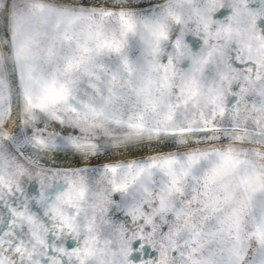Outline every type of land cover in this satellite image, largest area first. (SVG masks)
I'll use <instances>...</instances> for the list:
<instances>
[{
    "label": "snow or ice",
    "instance_id": "6c2138e0",
    "mask_svg": "<svg viewBox=\"0 0 264 264\" xmlns=\"http://www.w3.org/2000/svg\"><path fill=\"white\" fill-rule=\"evenodd\" d=\"M0 264H264V0H0Z\"/></svg>",
    "mask_w": 264,
    "mask_h": 264
}]
</instances>
